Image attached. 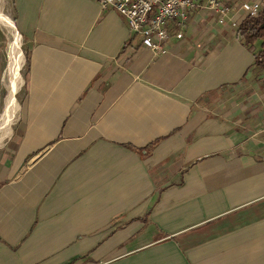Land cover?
I'll return each mask as SVG.
<instances>
[{
	"label": "crops",
	"instance_id": "obj_1",
	"mask_svg": "<svg viewBox=\"0 0 264 264\" xmlns=\"http://www.w3.org/2000/svg\"><path fill=\"white\" fill-rule=\"evenodd\" d=\"M199 1L154 53L95 0H10L0 264H264V72L232 25L256 0Z\"/></svg>",
	"mask_w": 264,
	"mask_h": 264
},
{
	"label": "built area",
	"instance_id": "obj_2",
	"mask_svg": "<svg viewBox=\"0 0 264 264\" xmlns=\"http://www.w3.org/2000/svg\"><path fill=\"white\" fill-rule=\"evenodd\" d=\"M101 9L115 10L125 17L128 29L133 35H139L141 43L154 53H165L166 42L170 39L167 23L174 19L179 31L177 39L183 36V29L189 16V10L200 6L199 0H95ZM264 5V0L242 1L239 8L250 15H256L257 9ZM204 8L215 13L217 22L223 24L229 6L224 0H204ZM232 25H237L232 22Z\"/></svg>",
	"mask_w": 264,
	"mask_h": 264
},
{
	"label": "rangeland",
	"instance_id": "obj_3",
	"mask_svg": "<svg viewBox=\"0 0 264 264\" xmlns=\"http://www.w3.org/2000/svg\"><path fill=\"white\" fill-rule=\"evenodd\" d=\"M0 9L2 10V13L12 22V26L13 29L17 31L16 29V25H15V21L12 19V11H11V6H10V0H0ZM15 32V31H14ZM16 33V32H15ZM17 34L18 31H17ZM19 39H18V43H17V47H16V51L13 54V58L14 61L17 62L19 64V68L17 70V74L21 79L20 84L22 83L23 79H24V57H25V51L21 46V35L19 34ZM11 36L8 34L6 27L2 24V22H0V56H1V51L3 50V54H4V58H3V62H5L6 66L5 69L7 68V65H9V60H10V56L8 53L9 50V45L11 42ZM6 43V44H5ZM260 42L258 41L257 44H255L256 49H258ZM10 51V50H9ZM19 86L16 87L15 91L16 93L14 94L13 98H14V107H8L6 110V105H5V100L7 98L8 91H7V86L5 83V80H3V82L0 85V112L2 111L3 107V111L0 115V122L1 125L0 127H3L7 122H9L10 118L13 116L16 106H17V102L18 99L20 97V91L17 90ZM10 110V111H9Z\"/></svg>",
	"mask_w": 264,
	"mask_h": 264
},
{
	"label": "trees",
	"instance_id": "obj_4",
	"mask_svg": "<svg viewBox=\"0 0 264 264\" xmlns=\"http://www.w3.org/2000/svg\"><path fill=\"white\" fill-rule=\"evenodd\" d=\"M236 26V38L254 55L251 68L264 72V7H259L256 15L246 13Z\"/></svg>",
	"mask_w": 264,
	"mask_h": 264
},
{
	"label": "bare ground",
	"instance_id": "obj_5",
	"mask_svg": "<svg viewBox=\"0 0 264 264\" xmlns=\"http://www.w3.org/2000/svg\"><path fill=\"white\" fill-rule=\"evenodd\" d=\"M0 22H2V24L6 27L7 29V32L8 34L11 36V42H10V45H9V56H10V62H15L14 59H13V54L15 53L16 51V43H15V32H14V29H13V24L12 22L2 13V10L0 9ZM13 73H14V70H13ZM16 92V91H14ZM14 93L10 94L6 100V110L8 107H14ZM10 111V110H9Z\"/></svg>",
	"mask_w": 264,
	"mask_h": 264
}]
</instances>
